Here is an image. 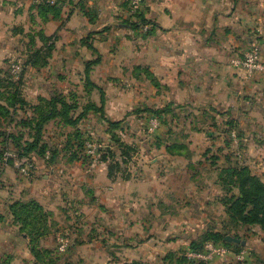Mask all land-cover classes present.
<instances>
[{
  "label": "rangeland",
  "instance_id": "rangeland-1",
  "mask_svg": "<svg viewBox=\"0 0 264 264\" xmlns=\"http://www.w3.org/2000/svg\"><path fill=\"white\" fill-rule=\"evenodd\" d=\"M103 1L77 0L83 18L98 25L82 31L81 45L64 58L60 27L46 34L38 0H0V153L23 155L38 141L29 153L32 172L2 162L0 183L12 202L32 201L34 219L43 217L38 233L32 230V264H264V229L245 221L250 206L227 210L224 202L239 192L217 179L219 169L238 166L264 184V75L237 69L253 84L238 111L208 104L197 91L178 97L174 87L178 79L196 87L204 76L221 85L228 79L230 89L237 74L227 60L243 57L253 43L264 59V0H234L240 46L216 51L228 57L223 64L210 58L198 73L190 64L180 77L151 0L139 9ZM111 7L117 9L105 14ZM98 57L86 76V63ZM100 91L102 114L86 109L101 105ZM52 97L67 103L70 119L83 117L65 123L59 105L48 115ZM249 107L250 123L240 126L248 124ZM226 235L239 242L227 246Z\"/></svg>",
  "mask_w": 264,
  "mask_h": 264
},
{
  "label": "crops",
  "instance_id": "crops-1",
  "mask_svg": "<svg viewBox=\"0 0 264 264\" xmlns=\"http://www.w3.org/2000/svg\"><path fill=\"white\" fill-rule=\"evenodd\" d=\"M55 1L60 9L59 14L55 17L50 13L46 15V26L48 29L46 34L50 35L49 28H52L54 25L60 27L59 40L62 41V56L66 58L69 55V49H76L81 45L82 31L92 28L95 23L96 26L98 24L97 22L83 18L85 13L80 5L77 4V0ZM95 1L98 4L99 1L103 0ZM104 1L103 4H105ZM151 2L153 3L154 17L157 19L158 28L168 33L170 39L169 46L172 52L167 60L171 65H175L178 77H180L179 73L182 69H187L182 74L189 70L190 66L188 65L190 64L197 65V70L193 71L194 73H198L201 65H205L210 58L215 60V62L210 60L214 65H216L217 61L220 65L223 64L225 62L223 61V57L227 56H222L221 54L217 56L215 54L216 51L226 48L231 43L240 46L242 36L237 31L235 33L238 34L239 38L234 35L235 28L237 27L238 30L240 28L235 21L239 13L234 0H151ZM112 8L116 7L108 8L110 9L109 11L103 12L109 15ZM81 18L84 19L83 22ZM226 26L233 31L230 36H226V32H224ZM263 43L261 42L262 45ZM222 50L225 51L224 49ZM174 51L180 52L172 55ZM160 56L162 58L160 60L164 61L163 58L165 56ZM229 61L231 62V59L225 63L227 68ZM183 65L185 66L183 67ZM225 66L220 67L224 68ZM231 67V69L235 70L234 74L237 75L234 77L236 78L235 86H231L230 89L228 79L224 80L226 83L223 82L221 85L218 82L214 84V79L209 83V80L203 76V78L200 77L197 80L199 83L195 85L196 87H194L193 83L190 84L185 80L178 79L174 86L176 87L178 97L182 93L184 95L188 94L191 97L192 94L197 95L198 93L197 97L202 98L205 96L209 98L208 104H212L216 100L217 103L215 102V104L219 108H222L224 103H226L227 106H233V110L238 111L244 107V105H240L241 99H245L248 95L247 91L245 93V89L249 90L248 87H252L253 84L251 83L252 79L247 78L243 72L238 71L232 65ZM219 76V73L216 74V80H218ZM202 79L206 80L203 84ZM217 85H220V87L216 89ZM250 109V107L249 109H244L248 124L244 120L242 122L243 125L241 124L240 126L248 127L251 116ZM262 118H264L263 114ZM7 181L9 180L7 179ZM9 182L6 184L12 186V181ZM2 184L0 183V264H32V256L27 243L28 238L24 233L19 232L17 225L12 223V216L9 211L12 195Z\"/></svg>",
  "mask_w": 264,
  "mask_h": 264
},
{
  "label": "trees",
  "instance_id": "trees-1",
  "mask_svg": "<svg viewBox=\"0 0 264 264\" xmlns=\"http://www.w3.org/2000/svg\"><path fill=\"white\" fill-rule=\"evenodd\" d=\"M38 1H39L38 4L41 5L39 7L36 6V8L38 10H41V6H44L43 12H45V13H39V15L40 14L44 15L46 18V15L48 13L52 14L54 17L59 14L60 9L57 3L50 4L47 2V0H38ZM84 45L88 49L95 51L94 47L88 41H86ZM252 45H257L260 51L259 44L253 43L250 46ZM99 62L100 59L98 57L97 59L88 61L86 63L85 65L86 76L90 72L92 66L99 64ZM100 95H101L100 96L101 105L100 106L89 105L86 108L87 110H91L101 114L103 113L104 95L102 91H100ZM58 105L61 107L60 114L63 117L65 123L75 125L79 122L80 118L83 117L82 114L76 119H70L68 116L69 107L67 103L64 100L56 97H52L49 101L50 112L48 113V115H50L53 112L55 113V110ZM147 110L148 109H142L141 112ZM169 110L170 108L167 107L163 110L155 111V113L156 114L165 113ZM137 112H140V110H138ZM46 118H47L46 116H42L41 121L36 124V130L38 134L41 128L40 123L42 122L43 119ZM111 124L117 125L119 124V122L117 123L112 122ZM37 144L38 141L34 140L32 143L28 144L27 147L25 148L26 154L23 155L18 153H14V154H16L18 157H28L30 161H32L29 153L34 151V149L37 147ZM5 152H10V151L5 149L0 153V163L3 162V155ZM217 179L220 185L236 187L239 192V197L234 198L233 201H226V203L224 202V204L227 206V210L229 212L238 210V214H240V210L242 211L243 209H245L247 205L250 206L251 213L250 215H248V217H246L245 221L248 223L258 224L264 229V184L261 183L255 176L251 175L245 167H238V166H228L219 169ZM35 208H37V205H33L32 201L25 203L22 201H14L9 205V211L12 216V223L18 226L19 232L24 233L27 236L28 249L32 257L34 255L33 253L35 252L32 251L31 242L35 237H37V235L35 234L38 233L37 228L35 226L39 225L42 227L43 225L42 222L43 217L39 219H34L35 215L33 214V211L35 210ZM32 230H36L37 232L34 233ZM221 239H224V237L221 236ZM192 244L193 243H191V245ZM227 246H231V245L228 244ZM235 246L237 245L235 244L232 245L233 248H236Z\"/></svg>",
  "mask_w": 264,
  "mask_h": 264
},
{
  "label": "built area",
  "instance_id": "built-area-1",
  "mask_svg": "<svg viewBox=\"0 0 264 264\" xmlns=\"http://www.w3.org/2000/svg\"><path fill=\"white\" fill-rule=\"evenodd\" d=\"M55 0H47L50 4H53ZM128 5L132 9H139L143 3V0H126ZM231 64L234 68L243 70L248 75L261 74L264 75V59L260 55L259 47L252 45L248 51L239 59H232ZM8 161L13 163V166L18 169L22 174L28 175L32 172L33 163H31L28 157H18L12 152H5L3 155V164ZM210 249H213L212 245H209ZM223 248V247H222ZM216 253H224V249L214 248ZM188 257L196 258L198 255L189 252Z\"/></svg>",
  "mask_w": 264,
  "mask_h": 264
},
{
  "label": "water",
  "instance_id": "water-1",
  "mask_svg": "<svg viewBox=\"0 0 264 264\" xmlns=\"http://www.w3.org/2000/svg\"><path fill=\"white\" fill-rule=\"evenodd\" d=\"M224 241H226V242H228V243H238L239 242V240L237 239V238H235V237H232V236H229V235H226L225 237H224ZM244 242H242V244H243Z\"/></svg>",
  "mask_w": 264,
  "mask_h": 264
}]
</instances>
